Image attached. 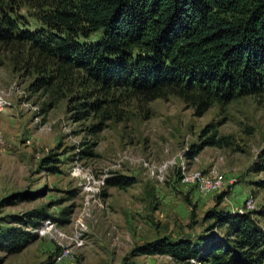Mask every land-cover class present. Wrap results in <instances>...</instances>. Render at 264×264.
<instances>
[{
	"label": "rangeland",
	"instance_id": "rangeland-1",
	"mask_svg": "<svg viewBox=\"0 0 264 264\" xmlns=\"http://www.w3.org/2000/svg\"><path fill=\"white\" fill-rule=\"evenodd\" d=\"M21 13L30 14L24 9ZM27 20L32 30L39 28L33 19ZM100 36L97 33L88 42ZM34 78L21 68L15 71L9 54L0 51V228L18 227L35 234L19 253H9L0 244V264H54L59 252L56 240L35 229L50 220L71 235L88 179H104L105 185L89 207L85 246L73 249L60 264H120L132 248L158 237L195 238L212 224L203 223L202 217L223 192L220 210L237 212L248 198L254 200V210L264 207V168L259 166L264 106L254 98L214 104L201 117L176 97L149 103L123 98L115 117L93 134L98 119L78 114L69 95L54 101L49 94L31 92ZM211 123L219 136L230 138L231 147H205L188 159L190 147L201 144V133ZM178 155L186 157L190 169L215 167L231 183L220 193L202 196L181 184L176 168L161 184L143 165L160 166ZM116 174L134 177L136 183L126 189L108 187L106 179ZM32 211L52 217L38 222L36 228L13 220ZM260 224L264 227L263 220ZM214 232L221 236V230ZM134 261L171 263L166 256H140Z\"/></svg>",
	"mask_w": 264,
	"mask_h": 264
},
{
	"label": "trees",
	"instance_id": "trees-1",
	"mask_svg": "<svg viewBox=\"0 0 264 264\" xmlns=\"http://www.w3.org/2000/svg\"><path fill=\"white\" fill-rule=\"evenodd\" d=\"M28 17L39 28L32 30ZM97 33L99 39L88 42ZM0 51L15 71L35 76L31 92L54 101L69 95L78 114L98 119L93 134L115 117L123 98L176 97L195 117L244 97L264 106V0H0ZM201 134L188 159L205 147L232 145L213 123ZM260 162L264 168V151ZM135 183L120 174L106 179L119 189ZM225 194L202 217L212 222L204 233L158 237L132 248L120 264H139L140 256H166L170 264H264V207L244 214L220 210ZM51 217L32 211L13 220L36 228ZM34 238L23 228H0L9 253Z\"/></svg>",
	"mask_w": 264,
	"mask_h": 264
},
{
	"label": "built area",
	"instance_id": "built-area-1",
	"mask_svg": "<svg viewBox=\"0 0 264 264\" xmlns=\"http://www.w3.org/2000/svg\"><path fill=\"white\" fill-rule=\"evenodd\" d=\"M3 107V101L0 99V112ZM151 178L158 183H163L168 171L176 168L180 174V182L185 186L194 188L202 196H211L220 193L227 183V178L222 173H219L215 167L210 170L190 169L188 160L184 155L173 157L160 166H152L148 163H143ZM105 185V180L91 181L86 180L83 190L86 194L83 201V208L78 218L73 221L71 235H66L60 228L50 220L44 221L40 227L35 229L41 236L51 235L57 242L59 247L58 254L54 257V264H60L72 255V250H78L85 246L84 233L87 230L86 218L90 215L89 207L94 202L93 197L98 195L101 188ZM255 209V203L252 198L245 200L244 205L238 209L237 213L244 214Z\"/></svg>",
	"mask_w": 264,
	"mask_h": 264
}]
</instances>
